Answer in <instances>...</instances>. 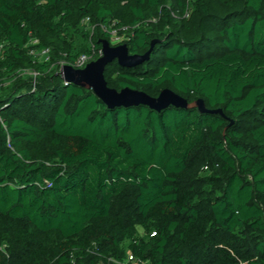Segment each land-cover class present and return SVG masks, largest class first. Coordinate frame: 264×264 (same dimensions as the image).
I'll list each match as a JSON object with an SVG mask.
<instances>
[{
	"label": "trees",
	"instance_id": "1",
	"mask_svg": "<svg viewBox=\"0 0 264 264\" xmlns=\"http://www.w3.org/2000/svg\"><path fill=\"white\" fill-rule=\"evenodd\" d=\"M105 39L151 50L109 87L223 114L67 82ZM0 48V264H264V0H0Z\"/></svg>",
	"mask_w": 264,
	"mask_h": 264
},
{
	"label": "water",
	"instance_id": "2",
	"mask_svg": "<svg viewBox=\"0 0 264 264\" xmlns=\"http://www.w3.org/2000/svg\"><path fill=\"white\" fill-rule=\"evenodd\" d=\"M101 44L102 55L98 59L91 61L84 68L65 64L61 73L67 82L93 90L109 108L144 105L161 110L173 105L178 108H198L204 113L223 114L221 109H208L203 99L189 102L169 88L164 89L158 97H152L144 91L129 87L122 90L109 87L104 76L105 67L109 62L117 60L121 66L131 67L146 59L151 50L144 55H138L131 54L127 44L112 45L107 39L102 40Z\"/></svg>",
	"mask_w": 264,
	"mask_h": 264
},
{
	"label": "built area",
	"instance_id": "3",
	"mask_svg": "<svg viewBox=\"0 0 264 264\" xmlns=\"http://www.w3.org/2000/svg\"><path fill=\"white\" fill-rule=\"evenodd\" d=\"M189 1H191V0H189ZM187 15H189V12H187ZM83 23L86 25H89L90 24V18L89 17L85 18L83 20ZM103 29H104V31L108 32L111 35L112 43H114V44H116V43H118V42H120L126 38L125 35L121 34V31L116 27L115 22L109 26H103ZM34 42L37 43L38 41L35 40ZM31 53H33L37 56L41 55L44 57V56L49 55L50 49L47 48V49L42 50L41 52L32 51ZM0 55H1V48H0ZM100 55H102V51L100 52ZM47 59H49V57H47ZM93 60H94L93 55L82 54L77 58L74 67L84 68V67H86V65L88 63H90ZM64 65H62L61 71H62V68ZM31 74L36 75V73L33 71H31ZM124 264H148V262L137 258L132 253H129L128 258L125 260Z\"/></svg>",
	"mask_w": 264,
	"mask_h": 264
},
{
	"label": "rangeland",
	"instance_id": "4",
	"mask_svg": "<svg viewBox=\"0 0 264 264\" xmlns=\"http://www.w3.org/2000/svg\"><path fill=\"white\" fill-rule=\"evenodd\" d=\"M85 27H86V28H90L89 26H85ZM62 64L64 65L65 63H62ZM25 73H27V74H31V71H30V70H29V71L26 70ZM139 233H140V234L143 233V231H142L141 228L139 229Z\"/></svg>",
	"mask_w": 264,
	"mask_h": 264
}]
</instances>
